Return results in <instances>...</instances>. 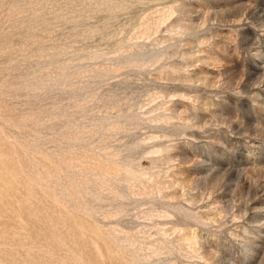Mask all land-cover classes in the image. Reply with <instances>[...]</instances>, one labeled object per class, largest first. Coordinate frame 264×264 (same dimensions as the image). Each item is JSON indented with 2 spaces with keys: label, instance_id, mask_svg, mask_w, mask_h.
<instances>
[{
  "label": "rangeland",
  "instance_id": "rangeland-1",
  "mask_svg": "<svg viewBox=\"0 0 264 264\" xmlns=\"http://www.w3.org/2000/svg\"><path fill=\"white\" fill-rule=\"evenodd\" d=\"M0 264H264V0H0Z\"/></svg>",
  "mask_w": 264,
  "mask_h": 264
}]
</instances>
